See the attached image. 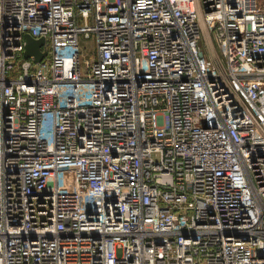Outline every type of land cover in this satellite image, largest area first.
I'll list each match as a JSON object with an SVG mask.
<instances>
[{
    "label": "built area",
    "instance_id": "2783aa9c",
    "mask_svg": "<svg viewBox=\"0 0 264 264\" xmlns=\"http://www.w3.org/2000/svg\"><path fill=\"white\" fill-rule=\"evenodd\" d=\"M0 264H264V0H0Z\"/></svg>",
    "mask_w": 264,
    "mask_h": 264
},
{
    "label": "water",
    "instance_id": "95a60500",
    "mask_svg": "<svg viewBox=\"0 0 264 264\" xmlns=\"http://www.w3.org/2000/svg\"><path fill=\"white\" fill-rule=\"evenodd\" d=\"M25 38V55L33 57L36 62L41 61L47 54V50L42 48L46 42L45 37H35L31 33H26Z\"/></svg>",
    "mask_w": 264,
    "mask_h": 264
},
{
    "label": "rangeland",
    "instance_id": "374dc122",
    "mask_svg": "<svg viewBox=\"0 0 264 264\" xmlns=\"http://www.w3.org/2000/svg\"><path fill=\"white\" fill-rule=\"evenodd\" d=\"M203 41H205V42H207V40L205 39V40H203ZM209 42H211L210 40H209ZM212 43V42H211ZM46 58H49V55H47L46 56Z\"/></svg>",
    "mask_w": 264,
    "mask_h": 264
}]
</instances>
